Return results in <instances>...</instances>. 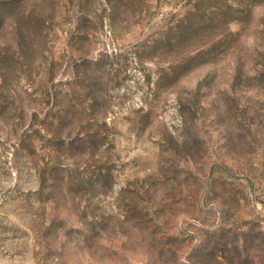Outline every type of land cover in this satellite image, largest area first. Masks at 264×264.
Returning a JSON list of instances; mask_svg holds the SVG:
<instances>
[{"label": "rangeland", "instance_id": "374dc122", "mask_svg": "<svg viewBox=\"0 0 264 264\" xmlns=\"http://www.w3.org/2000/svg\"><path fill=\"white\" fill-rule=\"evenodd\" d=\"M0 264H264V0H0Z\"/></svg>", "mask_w": 264, "mask_h": 264}, {"label": "trees", "instance_id": "16d2710c", "mask_svg": "<svg viewBox=\"0 0 264 264\" xmlns=\"http://www.w3.org/2000/svg\"><path fill=\"white\" fill-rule=\"evenodd\" d=\"M4 4H5V2H2V3H0V6H1V5H4Z\"/></svg>", "mask_w": 264, "mask_h": 264}]
</instances>
